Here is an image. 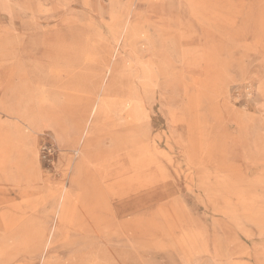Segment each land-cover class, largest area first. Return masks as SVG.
I'll list each match as a JSON object with an SVG mask.
<instances>
[{
  "label": "rangeland",
  "instance_id": "374dc122",
  "mask_svg": "<svg viewBox=\"0 0 264 264\" xmlns=\"http://www.w3.org/2000/svg\"><path fill=\"white\" fill-rule=\"evenodd\" d=\"M21 87L0 264H264V0H0L1 107Z\"/></svg>",
  "mask_w": 264,
  "mask_h": 264
},
{
  "label": "crops",
  "instance_id": "0c3cea01",
  "mask_svg": "<svg viewBox=\"0 0 264 264\" xmlns=\"http://www.w3.org/2000/svg\"><path fill=\"white\" fill-rule=\"evenodd\" d=\"M70 50L71 51H76V49H69V48L65 49L64 51L69 53ZM116 54H117V49H114L110 53V59L115 57ZM112 70H113V65H112V63H109L107 65V68H106V73H110V72H112ZM59 71L64 73L66 75V77H67V79H65V81L60 83L61 85L57 84V86H56V88H58L59 90H63V89H65V87H68L71 83L75 82V79H73V75H72V71H74V70H73L72 65L69 63V61H66V62L61 61ZM37 81H39V80H37ZM39 82H38V84H40ZM102 83H103V77L101 78V86L99 87L98 94L96 95V97L94 98V100H93V102H92V104L90 106V110H89V113H88L87 119H86V125L83 127V129H82V131L80 133L81 137H80L79 140H80L81 143L84 142V139L86 138V136L88 134L89 125L92 122V120H94L95 123H96V120L97 121L102 120L103 107H104V105H103V89H102L103 87H102ZM75 85H78V84H75ZM60 92H61L60 97L62 99V98L65 97L66 93H64V91H60ZM12 93H13V91H12ZM18 93H19V95L15 96L13 98L14 101L12 102V105L10 104L9 106H6V107H1V105H0V110H5V112H10V113L12 112L11 115H14L16 120H14L13 122H10V124L22 127L20 125V122H23V121L27 122V119H28L26 117L25 113H24V107H23V101H22V99L24 97V90L22 89V87L20 88V91H18ZM38 120H43V118L40 117ZM96 124H98V122ZM49 126L51 127V130H52L53 134L55 136H57V137H60V135L66 133L65 129L59 127L58 124H56L54 122H52V123L49 122ZM41 127H42V125L40 124V121H39V123H37V124L29 123L28 129L31 132L36 134L38 131L41 130ZM57 140H58L59 147L65 146L62 143L60 138H58ZM80 142L77 143L78 146L76 145V146H74V148H72V151L75 154H78L80 152V148H79ZM21 167L22 166H20V168ZM97 181L99 182V184H100L99 187H100L101 186V182L98 179H97ZM226 248H227V251H228L227 253H230V249H229L230 246L227 245Z\"/></svg>",
  "mask_w": 264,
  "mask_h": 264
}]
</instances>
